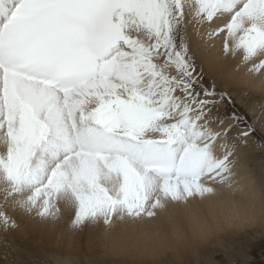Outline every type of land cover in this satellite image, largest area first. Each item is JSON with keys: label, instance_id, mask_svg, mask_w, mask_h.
Listing matches in <instances>:
<instances>
[{"label": "snow or ice", "instance_id": "snow-or-ice-1", "mask_svg": "<svg viewBox=\"0 0 264 264\" xmlns=\"http://www.w3.org/2000/svg\"><path fill=\"white\" fill-rule=\"evenodd\" d=\"M256 88L264 0H0V264H42L12 237L65 212L130 264L169 250L146 222L211 206L264 155L233 97Z\"/></svg>", "mask_w": 264, "mask_h": 264}, {"label": "bare ground", "instance_id": "bare-ground-1", "mask_svg": "<svg viewBox=\"0 0 264 264\" xmlns=\"http://www.w3.org/2000/svg\"><path fill=\"white\" fill-rule=\"evenodd\" d=\"M236 93L239 98L236 101L252 104L249 110L255 117V112L257 113L261 104L264 103V90L256 88L246 93V90L240 89ZM258 123L255 122L254 126L259 135L264 136V115L262 122L259 120ZM256 156L257 151L252 153L247 160L241 161L239 186L226 197L218 198L211 206L201 207L197 201H190V207L183 211H175L170 207L169 212L161 214L157 220L146 222L142 228L141 237L146 243L151 244L165 237L171 244L169 250L162 248L159 253L148 259L153 260L169 253L170 259L179 264L187 251L192 255H198L199 250L209 243L215 242L220 246L226 237H233L241 230L253 226L259 227L260 224L264 227V170H258L261 164L256 163ZM209 216L219 220L222 226L214 228L207 237L201 239L199 238L201 224ZM20 223L21 228L14 235L39 237L47 241L56 240V242L63 241L64 236L73 235L70 222L59 225L55 221L48 222L21 217ZM81 235L95 239L87 232ZM100 247L104 249L102 245ZM57 264L72 263L68 262V258H63L62 261H57Z\"/></svg>", "mask_w": 264, "mask_h": 264}, {"label": "rangeland", "instance_id": "rangeland-1", "mask_svg": "<svg viewBox=\"0 0 264 264\" xmlns=\"http://www.w3.org/2000/svg\"><path fill=\"white\" fill-rule=\"evenodd\" d=\"M233 97L235 108L245 113L253 125L255 122L259 124V120L262 122L264 103L261 104L259 111L255 112V117H253V113L249 110L252 104L236 101L239 99L236 92H234ZM229 107L231 105H224L221 109L225 110ZM257 162L261 164L258 170L263 171L264 155H261L259 151H257L256 156ZM68 222L69 213L67 212L63 213L59 220H55V223L59 225ZM12 239L29 251L36 253L42 264H57V261H62L63 258H68V262L72 264H130L126 257L110 254L98 243H91L90 241L94 238H85L81 233L64 236L63 241L60 242L20 235H13ZM199 252L198 255H192L191 252L188 253L187 251L179 264H264L263 224H260L259 227L253 226L241 230L233 237H226L220 246L215 242L209 243ZM168 254L166 256L160 255L153 260L145 259L143 264H178L172 261Z\"/></svg>", "mask_w": 264, "mask_h": 264}]
</instances>
